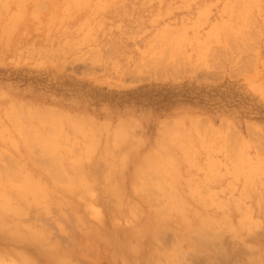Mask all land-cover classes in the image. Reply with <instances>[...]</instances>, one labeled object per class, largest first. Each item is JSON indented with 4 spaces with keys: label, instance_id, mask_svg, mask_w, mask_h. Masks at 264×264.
Masks as SVG:
<instances>
[{
    "label": "rangeland",
    "instance_id": "374dc122",
    "mask_svg": "<svg viewBox=\"0 0 264 264\" xmlns=\"http://www.w3.org/2000/svg\"><path fill=\"white\" fill-rule=\"evenodd\" d=\"M0 264H264V0H0Z\"/></svg>",
    "mask_w": 264,
    "mask_h": 264
},
{
    "label": "bare ground",
    "instance_id": "6f19581e",
    "mask_svg": "<svg viewBox=\"0 0 264 264\" xmlns=\"http://www.w3.org/2000/svg\"><path fill=\"white\" fill-rule=\"evenodd\" d=\"M178 73H179V72H178ZM24 119H25V118H24ZM22 120H23V119H22ZM224 132H225V131H224ZM54 166H55V165H54ZM53 175L55 176V174H53ZM53 175H52V176H53ZM12 177H13V176H12ZM54 178H55V177H54Z\"/></svg>",
    "mask_w": 264,
    "mask_h": 264
}]
</instances>
